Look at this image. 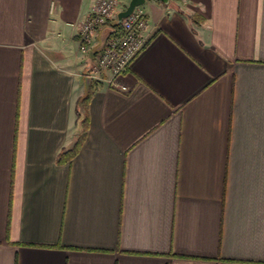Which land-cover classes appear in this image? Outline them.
Here are the masks:
<instances>
[{
  "label": "crops",
  "instance_id": "crops-1",
  "mask_svg": "<svg viewBox=\"0 0 264 264\" xmlns=\"http://www.w3.org/2000/svg\"><path fill=\"white\" fill-rule=\"evenodd\" d=\"M95 1L0 0V264H264V0H146L126 94Z\"/></svg>",
  "mask_w": 264,
  "mask_h": 264
},
{
  "label": "built area",
  "instance_id": "built-area-1",
  "mask_svg": "<svg viewBox=\"0 0 264 264\" xmlns=\"http://www.w3.org/2000/svg\"><path fill=\"white\" fill-rule=\"evenodd\" d=\"M117 6L118 0H96L87 18L78 26L77 41L80 50L85 51L99 28L109 26L104 47L89 66L86 76L126 94L130 87L122 81L121 75L147 42V17L137 6L127 17L115 22Z\"/></svg>",
  "mask_w": 264,
  "mask_h": 264
},
{
  "label": "trees",
  "instance_id": "trees-1",
  "mask_svg": "<svg viewBox=\"0 0 264 264\" xmlns=\"http://www.w3.org/2000/svg\"><path fill=\"white\" fill-rule=\"evenodd\" d=\"M117 25H119V24L115 23V26H117ZM90 96H91V92L87 91L86 95L78 101V104H77L78 113H79V111H82V110L84 111V119H83V128H84L83 131L84 132H82V134H80L78 136V139L76 140L74 146L68 151L69 157H71L74 154L76 148L78 147V144L81 142V140L83 139V136L85 134V131H86L85 124L87 122V116H86L85 111H86L87 102L90 99Z\"/></svg>",
  "mask_w": 264,
  "mask_h": 264
},
{
  "label": "water",
  "instance_id": "water-1",
  "mask_svg": "<svg viewBox=\"0 0 264 264\" xmlns=\"http://www.w3.org/2000/svg\"><path fill=\"white\" fill-rule=\"evenodd\" d=\"M146 0H130L128 6L121 12L117 14V22H120L121 19L127 17L135 7L142 5ZM164 3H168V0H160Z\"/></svg>",
  "mask_w": 264,
  "mask_h": 264
}]
</instances>
